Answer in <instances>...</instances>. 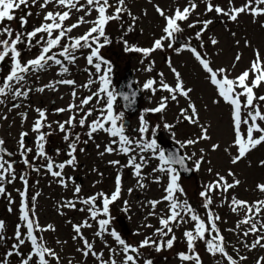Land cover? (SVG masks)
I'll return each mask as SVG.
<instances>
[{
  "label": "snow or ice",
  "instance_id": "obj_1",
  "mask_svg": "<svg viewBox=\"0 0 264 264\" xmlns=\"http://www.w3.org/2000/svg\"><path fill=\"white\" fill-rule=\"evenodd\" d=\"M203 2L206 13L215 12L218 17L226 18V21L237 22L241 14H247L252 16L253 23H256L257 17L264 16V0H244L240 6H235L233 0H229L227 8L214 4L212 0ZM197 7L196 0H187L183 7L177 5L171 11L156 5L155 11L162 18L161 35L154 37L149 47L129 44L123 36L120 39L125 52L142 55L144 59L141 63L153 52L164 49L165 42L168 49L178 54L182 51L192 54L205 74V80L214 87L216 99L212 102L219 104L223 101L229 107L231 141L223 151L228 154L230 163L236 165L246 159L253 149L264 144V95H259L256 91L264 87V56L258 49L254 50V59L236 76H231L227 68H213L207 53L200 50L205 47L202 36L212 20L197 19L188 23L189 28L201 25L195 33V39L200 41L198 47L192 46L191 38L179 47H174L177 34L183 31L182 23L189 21ZM32 8H38L39 11L34 14ZM124 14L133 21L127 26L126 35L134 30L135 21L138 19L131 13L126 0H0V106H4L7 112L21 109L16 113L21 123V130L16 138V149L10 151L5 146L6 140L0 137V196H7L9 212L13 211L11 205L14 200L7 192L6 185L17 180L22 184V189H17L20 197V222L15 225L11 237L5 234V221L0 220V245H7L10 239L12 241L10 246L0 253V264H13L10 258H18L15 264H62L60 252L50 247L42 235L47 231H55V228L52 224L42 226L38 221L35 209L41 193L37 191L29 197L32 187L28 179L29 172H43L63 188H68L70 182L73 184V198L59 201L57 209L60 214H63L61 210L65 208L87 213V217L80 223L69 221L74 233L72 240L78 243L76 251L80 253L85 264L89 257L93 259V264H154L150 252L161 253L173 249L178 239L176 229L184 225L191 226L183 228L182 232L186 248L175 252L180 264H203L198 242H203L205 252L216 258V264H246L249 257L241 254V247L247 252L264 250V198L247 201L232 196L229 199L226 194L241 183L231 169L224 175L219 171L213 172L212 167L208 168L214 178L204 184L199 192V208L203 210V215L188 199L182 198L186 193L180 184L181 171H199L204 163L211 164V161L206 159V149L199 148L198 152L183 155L166 152L155 138L160 125H150L145 114L163 113L169 101L179 104V98L182 97L187 104L186 107L180 108V120L198 128L199 132L183 141L177 140L179 148L183 150L195 147L212 138L209 134L210 126L201 122L199 109L192 100L193 89L186 86L181 73L172 65L171 60L168 61V67L175 77L174 85L165 82L163 73L159 74V80L150 78L142 85L143 90L150 91L153 95L157 91H164L168 95L160 97L155 107L143 109L138 117L137 127L131 133L127 131L129 126L126 124L124 112L116 109L117 98H122L125 108L130 109L135 104L137 92L131 85H128L127 92L116 90L112 84V64L102 54V49L112 43L107 27L112 21H121ZM33 15L42 19L29 29V17ZM14 22L18 23V27L14 26ZM81 26H86L85 31L72 35L73 31ZM260 26L264 28V23ZM232 35L235 37L236 33L233 32ZM210 42L212 45L218 43L215 38H211ZM236 44L239 46L240 41L237 40ZM244 45L251 46L247 39L244 40ZM83 50H87V55L83 58L95 71L89 72L90 78L86 83L77 85L74 79L67 77L71 74L70 66L77 64L80 59L78 53L83 54ZM241 55L236 53L233 67L241 60ZM151 65L152 62L149 61L145 71H151ZM53 69L59 78L37 86L41 73ZM61 85L71 89V100L66 107L56 108L54 112L68 113L67 119L49 121L47 109L35 108L33 110L37 115L30 125V131L23 130L24 122L28 118V112L24 109L31 108V105L26 103L31 94L44 93L46 90L55 92ZM78 88L87 89L89 94L80 96ZM7 119V115L0 112V120ZM77 126L85 131L76 132ZM162 126L175 137L174 124L164 122ZM56 132L62 134L64 147L56 148L55 155L64 156L62 160L50 155L46 147L48 137ZM97 133H104L109 138L99 155L117 154L127 157V163L124 165H121L119 160H110L108 163L121 169L130 168L136 178L137 188L145 189V181L148 179L161 185L163 194L160 199L147 200L141 204L142 208L147 206L151 209L145 220L148 217H156L159 226L142 224L141 227L154 230L151 234H142L139 231L134 233L143 235L138 243H129L111 227L113 218L110 206L121 199L122 195L119 171L115 177L114 191L110 195L98 192L87 197H81L82 186L75 184L73 177L65 172L66 168L77 169V152H85V148L79 145L94 141ZM30 135L33 136L31 147L26 140ZM84 136L87 139H83ZM96 147L99 149L100 145L97 144ZM220 147L219 143L210 145L212 152H216ZM231 149H235V152ZM151 160H155L156 164L150 173L145 174L143 170ZM187 161H191V167L187 165ZM17 164H22L24 170L18 172ZM259 166L264 167V160L259 161ZM93 171L97 169L94 168ZM133 190L129 188V194ZM253 191L264 197V182L257 183ZM217 192L220 193L221 206L227 204L233 213H243L235 227L227 229L239 236L237 243L240 247L233 246L231 253L227 250L229 243L218 226L222 217L213 208ZM77 204L84 207L77 208ZM123 204L121 210L128 212L129 201L125 200ZM161 204L165 207L157 212L156 209ZM96 225L98 229L94 232V237L103 241L107 254L104 250L97 251L94 242L83 234L82 229ZM105 235L112 238L115 247L104 239ZM250 236L251 241L248 240ZM56 243L62 248L67 241L57 240ZM24 248L28 250L25 252ZM67 264H73V261L69 259ZM76 264L80 262L77 261ZM254 264H264V255H258Z\"/></svg>",
  "mask_w": 264,
  "mask_h": 264
},
{
  "label": "rangeland",
  "instance_id": "obj_2",
  "mask_svg": "<svg viewBox=\"0 0 264 264\" xmlns=\"http://www.w3.org/2000/svg\"><path fill=\"white\" fill-rule=\"evenodd\" d=\"M127 6L131 13L138 19L135 21L134 30L125 31L129 24L133 21L131 18L124 14L121 21H112L107 27V32L112 40V43L102 49V54L109 60L113 67L112 72V84L117 89L119 79L124 76L126 71H130L135 79V85L142 91L143 95L140 101V105L134 114L124 112L119 99L117 98L116 109L117 111H123L125 115V121L128 122L129 133L132 132L138 125V117L141 111L145 108L155 107L159 102L160 97L168 95L164 91H157L154 95L152 92L143 90V83L150 79L159 80L160 73H163V79L170 85H174L175 77L168 67V61L171 60L172 65L181 73V76L187 87L193 89L191 93L192 100L195 102L200 113V120L204 124L210 126L209 134L211 136L210 141L201 142L195 147H189L187 149H180L182 154H191L193 151L199 150V148H205L207 155L206 159L211 161V164L204 163L199 171H193L192 174L186 178L181 173L180 184L183 187L186 198L189 202L197 207L203 215V210L199 208V192L202 186L211 181L214 176L208 172V168L212 167L213 172L219 171L221 174L226 175L227 170L231 169L236 173L241 183L234 189L229 190L226 194L230 199L232 196L241 200L253 201L261 197L258 192L253 191L255 185L259 182H264V167L259 166V161L264 160V144L257 146L247 156L246 159L241 160L238 164L232 165L228 154L223 149L228 146L231 141V128H230V112L229 107L221 101L219 104H214L212 101L216 99L214 87L205 80L204 73L200 69L198 62L194 59L192 54L188 51H182L179 54L168 49L166 47L162 50L153 52L144 63L141 60L144 59L141 54L135 52H125L124 45L121 42L123 36L129 44L149 47L154 37L161 35L160 27L162 24V18L155 11V6L158 5L166 11H171L177 5L183 7L187 0H126ZM198 7L195 12L189 18L188 22L182 23L183 31L177 34V38L174 41V47H179L182 43L187 42L191 38V44L194 47H198L200 41L195 39V33L199 31L201 25H197L195 28H189L188 23L194 22L197 19L212 20L213 22L208 26L207 31L203 34L202 40L205 44L202 52L207 53L208 59L211 61L213 68L224 67L227 68L231 76H236L247 68L250 62L254 59V50L258 49L262 56H264V28L260 25L264 23V16L257 17L256 23H253V17L247 14H241L237 22L226 21L224 17H218L215 12L206 13L205 3L203 0H196ZM214 4H218L221 7L227 8L229 0H212ZM244 0H233L235 6H240ZM39 11L38 8H32V12L35 14ZM19 16L20 13L18 12ZM42 17L33 15L29 17V29L31 26L37 24ZM75 17H73V20ZM72 21H69V23ZM14 26L18 27V23L14 22ZM86 26H81L79 29L74 30L72 35H79L85 31ZM236 33L233 37L232 33ZM211 38H215L218 43L212 45ZM247 39L250 42V47H245L244 40ZM239 40L240 44L237 46L236 41ZM241 53V60L234 64V58L236 53ZM80 59H78L75 66H70V76L67 78L74 79L77 85H82L90 78L89 72H94L86 60L83 58L87 55V50H83V54L78 53ZM149 61L152 62V70L145 71L149 66ZM88 69V71H85ZM4 71H7L5 67ZM55 69L48 71L47 73H41V80L37 82V86L43 83H47L49 80L58 79ZM80 96L88 95V90L84 88H78ZM259 95H264V87L256 90ZM71 89L68 86H59L58 91L46 90L44 93H32L30 100L26 103L31 105L30 109H24L28 112V118L24 122L23 130L30 131V125L36 118L35 108H44L48 110L49 121H63L67 119L68 113L55 114L54 110L60 107H66L71 100ZM78 103V101H77ZM187 102L184 98H179V104L169 101L168 107L163 113H147L145 118L149 121L150 125H160L157 130L156 140L158 145L165 150L170 143L175 144L177 140L183 141L186 138L193 137L194 134L199 132V129L188 124L186 121L180 120V108L186 107ZM21 109H16L13 112H7L4 106H0V112L7 115V120H0V137L6 140V147L10 151H14L17 147L16 138L18 132L21 130L20 117L16 114ZM168 122L175 125L173 138L171 132L163 128V123ZM55 127V125H54ZM76 132H82L77 126ZM83 139H87L86 136ZM108 137L104 133H97L94 141H89L88 144H81L79 147L85 148V152H77L78 167L76 170L72 168H66L65 172L73 177L75 184L81 185V197H87L98 192H104L111 194L115 188V177L119 171L121 174V187L122 195L121 199L116 201L110 206L111 217L113 222L111 227L115 228L123 238L129 243H138L143 235H135L137 231L142 234H151L154 229H147L141 227L144 223H150L154 227H158V220L156 217H148L145 220L148 212L151 210L149 207H141V204L147 200L160 199L162 193L161 185L153 183L150 179L146 180L147 187L145 189H139L136 187V178L134 177L130 168L114 167L108 163L110 160H119L121 165L127 163V157L117 154H105L100 156L99 153L103 152L104 146L108 141ZM28 146H32L33 136L27 137ZM212 143H219L220 149L216 152H212L210 145ZM99 144L100 148L97 149L96 145ZM47 151L57 160H62L65 157L55 155L56 148H63L64 142L62 140V134L59 132L54 133L48 137ZM234 153L235 149H231ZM16 159H19L16 157ZM250 162V163H249ZM156 161L151 160L144 173H150L152 167L155 166ZM187 165L191 167V161H187ZM17 171H23V165L17 164ZM97 171H93V169ZM102 174V175H101ZM29 183L32 187L29 190V197L35 192L39 191L41 195L36 201V215L40 225L52 224L55 231H47L42 233L45 241L50 247L55 248L60 252L62 257V264H67L71 259L73 264L77 261L80 264H85V261L81 257L80 253L76 251L78 243L72 240L73 231L72 225L69 223H80L87 217L86 212L62 209L63 214L57 209V203L64 199L73 198V184L70 182L68 188H63L57 183L53 182L51 176L44 175L43 172L35 173L29 172ZM231 181V177H229ZM38 182V183H37ZM133 188V192L129 194L128 189ZM17 189H22V184L19 180L13 184L6 185V190L11 194L14 203L11 205L13 211L9 212V204L7 196H0V220L6 223V235L11 237L15 225L19 223V201L20 197ZM129 201L130 210L123 212L121 209L124 207L123 201ZM213 208L217 214L222 217V220L218 222V226L221 229L222 234L229 243L228 251L231 253L233 246L240 247L237 243L239 236L236 232H229L227 229L234 228L238 219L242 218L243 213L240 215L233 213L227 204L221 206L220 193L217 192L214 197ZM99 203V202H98ZM84 205L77 204V208H82ZM165 206L164 204L158 205L156 211L160 212ZM95 224V222H92ZM191 225H184L182 228L176 229L177 242L173 249L165 250L161 253L150 252L151 257L154 260V264H180L175 257V252L184 250L186 248L183 242L182 232L183 228L190 227ZM246 227V226H244ZM98 229V225L93 228L82 229L83 234L90 241L94 242L97 251L104 250L107 254V250L104 249L103 241L94 237V232ZM104 239L109 243L115 244L112 238L105 235ZM57 240L67 241L61 248L56 243ZM249 241L252 240L250 236ZM12 243L11 239L7 245H0V253H2L7 246ZM24 248L23 251H27ZM198 251L203 260V264H216V258L210 256L204 250L203 242H198ZM241 254L249 257L246 264H254V260L258 255H264V250H253L247 252L241 247ZM167 258V259H165ZM15 264V258H10ZM18 259V258H17ZM55 264V262H53ZM86 264H93V259L89 257Z\"/></svg>",
  "mask_w": 264,
  "mask_h": 264
},
{
  "label": "water",
  "instance_id": "obj_3",
  "mask_svg": "<svg viewBox=\"0 0 264 264\" xmlns=\"http://www.w3.org/2000/svg\"><path fill=\"white\" fill-rule=\"evenodd\" d=\"M128 85H131V87L136 90L137 92V95H136V99H135V104L133 105L132 108L130 109H126L125 108V102L122 100V98L118 97L120 103H121V107L123 109L124 112H128L130 114H134L139 105H140V101L141 98H142V91L135 85V79H134V76L132 75V73L128 70L124 73V76L119 80L118 82V85H117V91H123V92H127L129 91V88H128ZM126 124H128V122L126 121ZM27 139V138H26ZM165 151H172V152H176L180 155H183L181 153V150L178 146H176L175 144L173 143H170L169 145H167V147L165 148ZM187 163V162H186ZM178 167V166H177ZM193 171L191 172H183L181 171L182 175L186 178H188L191 174H192Z\"/></svg>",
  "mask_w": 264,
  "mask_h": 264
},
{
  "label": "trees",
  "instance_id": "obj_4",
  "mask_svg": "<svg viewBox=\"0 0 264 264\" xmlns=\"http://www.w3.org/2000/svg\"><path fill=\"white\" fill-rule=\"evenodd\" d=\"M15 259H17V258H15Z\"/></svg>",
  "mask_w": 264,
  "mask_h": 264
}]
</instances>
